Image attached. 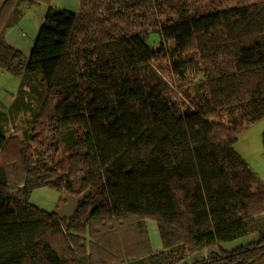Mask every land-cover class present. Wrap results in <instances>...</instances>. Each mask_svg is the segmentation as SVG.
<instances>
[{"label": "trees", "instance_id": "obj_1", "mask_svg": "<svg viewBox=\"0 0 264 264\" xmlns=\"http://www.w3.org/2000/svg\"><path fill=\"white\" fill-rule=\"evenodd\" d=\"M80 1L28 61L6 40L21 0H0V68L22 75L0 107V264H260L264 179L235 145L264 118V0ZM44 185L78 197L69 218L32 201Z\"/></svg>", "mask_w": 264, "mask_h": 264}, {"label": "rangeland", "instance_id": "obj_2", "mask_svg": "<svg viewBox=\"0 0 264 264\" xmlns=\"http://www.w3.org/2000/svg\"><path fill=\"white\" fill-rule=\"evenodd\" d=\"M51 7L79 14L82 8V3L80 0H50L49 2L40 0H21L18 12L7 30L6 40L8 44L13 48L21 50L28 61L31 59L40 30ZM160 40L161 34L158 32H153L150 36V41L155 46L160 43ZM21 83L22 75L0 68L1 108L6 110L10 109L16 99V94L19 91ZM25 123L26 122H24V124ZM12 127H14V125H12ZM12 129L9 132L11 134L23 133L22 128ZM235 148L264 179V118L240 134ZM0 162H3L2 158L0 159ZM77 200L78 197L76 195L69 194L66 191H59L48 185L41 186L38 189L36 188L32 194V201L34 203H37L50 211L59 210L65 201H68L66 203L69 204L71 201L76 202ZM147 223L152 249L154 251L162 250L164 244L157 220L150 218ZM258 236V233H253L252 235L243 237L239 240L228 242L226 246L232 248L240 244H246L250 242V240H256L259 238ZM211 253L212 251L207 248L189 256L188 261L210 257ZM259 263L264 264V254L260 257Z\"/></svg>", "mask_w": 264, "mask_h": 264}, {"label": "water", "instance_id": "obj_3", "mask_svg": "<svg viewBox=\"0 0 264 264\" xmlns=\"http://www.w3.org/2000/svg\"><path fill=\"white\" fill-rule=\"evenodd\" d=\"M75 205H76V202L71 201V203H69L67 205V207L64 209L63 214L66 218H69L72 215V211H73Z\"/></svg>", "mask_w": 264, "mask_h": 264}, {"label": "crops", "instance_id": "obj_4", "mask_svg": "<svg viewBox=\"0 0 264 264\" xmlns=\"http://www.w3.org/2000/svg\"><path fill=\"white\" fill-rule=\"evenodd\" d=\"M17 95V94H16ZM255 169V168H254ZM256 170V169H255ZM257 171V170H256ZM258 172V171H257ZM259 173V172H258ZM260 174V173H259ZM261 175V174H260ZM262 177V176H261ZM38 189V188H37ZM67 205H68V203H64L61 207H60V210L61 211H64V209L67 207ZM74 209H75V207H74ZM74 209H73V211H72V213L74 212Z\"/></svg>", "mask_w": 264, "mask_h": 264}]
</instances>
